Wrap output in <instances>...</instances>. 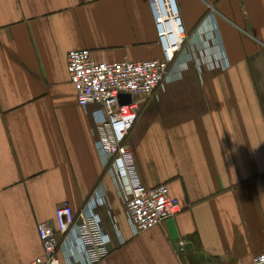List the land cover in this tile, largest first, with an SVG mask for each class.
I'll return each mask as SVG.
<instances>
[{
	"label": "crops",
	"instance_id": "obj_1",
	"mask_svg": "<svg viewBox=\"0 0 264 264\" xmlns=\"http://www.w3.org/2000/svg\"><path fill=\"white\" fill-rule=\"evenodd\" d=\"M176 1L187 40L163 86L135 97L127 143L144 184H167L181 211L135 235L98 148L99 106L78 103L67 65L74 49L162 58L150 0H0V264L41 256L38 225L96 193L112 248L99 264H251L262 252L264 0Z\"/></svg>",
	"mask_w": 264,
	"mask_h": 264
},
{
	"label": "built area",
	"instance_id": "obj_2",
	"mask_svg": "<svg viewBox=\"0 0 264 264\" xmlns=\"http://www.w3.org/2000/svg\"><path fill=\"white\" fill-rule=\"evenodd\" d=\"M150 3L162 58L98 62L89 49H74L68 53L67 65L78 103L99 106L95 112L98 148L105 168L119 187L135 235L181 211L180 200L171 194L167 184L154 187L144 184L135 154L127 143L139 117L140 106L135 97L151 96L163 86L188 37L176 0H150ZM125 94L131 95L132 100L120 104V97ZM96 194L76 211L65 202L56 210L55 223L38 225L44 253L30 264H63L62 254L68 249L71 251L66 256L68 264H99L109 257L111 239L97 212L100 196ZM251 264H264V248Z\"/></svg>",
	"mask_w": 264,
	"mask_h": 264
},
{
	"label": "water",
	"instance_id": "obj_3",
	"mask_svg": "<svg viewBox=\"0 0 264 264\" xmlns=\"http://www.w3.org/2000/svg\"><path fill=\"white\" fill-rule=\"evenodd\" d=\"M131 102V95L125 94L120 97V104H126Z\"/></svg>",
	"mask_w": 264,
	"mask_h": 264
}]
</instances>
